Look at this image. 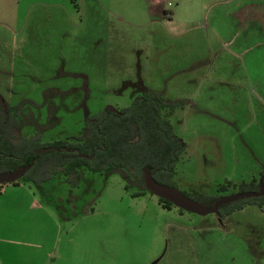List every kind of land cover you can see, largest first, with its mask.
<instances>
[{
    "label": "rangeland",
    "instance_id": "obj_1",
    "mask_svg": "<svg viewBox=\"0 0 264 264\" xmlns=\"http://www.w3.org/2000/svg\"><path fill=\"white\" fill-rule=\"evenodd\" d=\"M252 1L0 0V102L23 116L20 135L48 143L128 108L142 85L184 143L159 183L206 203L251 191L264 176V0L237 6ZM18 181L59 218L65 260L264 264L256 198L199 215L162 209L117 172L58 171L40 189Z\"/></svg>",
    "mask_w": 264,
    "mask_h": 264
},
{
    "label": "trees",
    "instance_id": "obj_2",
    "mask_svg": "<svg viewBox=\"0 0 264 264\" xmlns=\"http://www.w3.org/2000/svg\"><path fill=\"white\" fill-rule=\"evenodd\" d=\"M140 89L143 90L142 94L128 108L116 111L106 109L88 118L82 136L48 143L20 135L18 132L24 123L23 116L17 108L14 111L8 110L0 102V165L8 164L5 172H12L33 161L31 168L19 179L32 182L37 188L48 182L58 171L73 175L79 168L106 176L120 173L127 182L126 188L129 179L133 178L144 190H148L144 183L145 167L149 168L151 176L158 183L155 175L171 178L184 143L173 134L171 124L161 113L166 104L157 94L144 90L142 85ZM19 179L8 183L18 185ZM251 185H255L251 191H259V184L255 180H252ZM144 190L135 192L134 196L144 195ZM184 195L204 206H212L219 199L212 197L211 203H206V196L201 193ZM249 198H256L259 206L264 205V194ZM157 199L164 210L176 207L165 198Z\"/></svg>",
    "mask_w": 264,
    "mask_h": 264
},
{
    "label": "crops",
    "instance_id": "obj_3",
    "mask_svg": "<svg viewBox=\"0 0 264 264\" xmlns=\"http://www.w3.org/2000/svg\"><path fill=\"white\" fill-rule=\"evenodd\" d=\"M257 1L237 7L253 6ZM230 33L228 29L224 36ZM58 219L38 201L36 193L27 184L1 185L0 264H78L75 260L63 259L66 254L61 251L62 233Z\"/></svg>",
    "mask_w": 264,
    "mask_h": 264
},
{
    "label": "water",
    "instance_id": "obj_4",
    "mask_svg": "<svg viewBox=\"0 0 264 264\" xmlns=\"http://www.w3.org/2000/svg\"><path fill=\"white\" fill-rule=\"evenodd\" d=\"M113 111H116V110L113 109ZM32 165H33V161L30 164L16 171L0 173V183L15 181L21 178L31 168ZM143 174H144V183H145L146 188L150 192H152L156 197L165 198L168 201H170L174 206L181 208L184 211L199 214V215H204L207 213H218L219 207L222 204L236 201L243 197H250V196L259 197L264 194V187H263L264 176H263L259 180V191L258 192L256 191L240 192L232 196L220 198L212 206H204L202 204L197 203L196 201L189 199L182 192L172 187H168V186L158 183L151 176L148 167L144 168Z\"/></svg>",
    "mask_w": 264,
    "mask_h": 264
}]
</instances>
